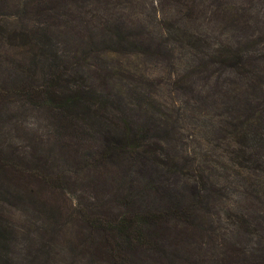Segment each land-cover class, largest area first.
Masks as SVG:
<instances>
[{
    "label": "rangeland",
    "instance_id": "374dc122",
    "mask_svg": "<svg viewBox=\"0 0 264 264\" xmlns=\"http://www.w3.org/2000/svg\"><path fill=\"white\" fill-rule=\"evenodd\" d=\"M245 98L264 0H0V264H264Z\"/></svg>",
    "mask_w": 264,
    "mask_h": 264
},
{
    "label": "trees",
    "instance_id": "16d2710c",
    "mask_svg": "<svg viewBox=\"0 0 264 264\" xmlns=\"http://www.w3.org/2000/svg\"><path fill=\"white\" fill-rule=\"evenodd\" d=\"M68 98L67 100H65V106L71 107V106H76L78 104L82 103V96L79 93H75L72 97H66ZM245 105L244 108L242 109L244 111V114L246 116V122L249 123V119L250 117L254 116L253 119H258L262 114H264V102H260L258 100V102H251L249 100V98H245L244 100ZM239 113V112H238ZM240 115H242L240 113ZM238 120V119H236ZM245 123V124H247ZM143 171V168H142ZM126 228V227H125ZM127 229V228H126ZM118 231H122L124 230V226H118L117 229Z\"/></svg>",
    "mask_w": 264,
    "mask_h": 264
}]
</instances>
